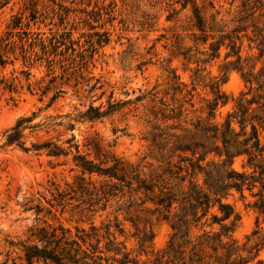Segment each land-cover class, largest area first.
I'll list each match as a JSON object with an SVG mask.
<instances>
[{
	"label": "trees",
	"instance_id": "trees-1",
	"mask_svg": "<svg viewBox=\"0 0 264 264\" xmlns=\"http://www.w3.org/2000/svg\"><path fill=\"white\" fill-rule=\"evenodd\" d=\"M93 1V7L87 6ZM181 9L190 7L192 47L176 44L179 54L193 60L198 66L191 74V93L198 85L206 88L210 98L206 102V115L196 118L189 127H169L168 131L153 127L147 137L149 154L137 162L126 163L110 156L95 162L79 151L71 135L63 147L52 140L25 145L24 130L32 128L33 115L20 116L3 134L1 146L16 145L23 150L32 149L48 156L67 155L74 149L72 159L79 169L77 186L89 195V206L98 204L106 209L115 201L113 222L91 223L88 228L74 226V231L61 223L31 228L30 237L10 241L18 253L10 264H247L262 263L259 257L264 248V0H240L226 16L215 9L208 15L196 0H174ZM208 5L214 9L212 0ZM113 0H88L83 19L89 28L93 21L110 22L115 18ZM28 11V14L24 12ZM46 11V10H45ZM37 7V0H26L24 12L11 15L6 30L0 37V88L19 94L26 86L32 91L31 68L44 65L46 75L51 74L53 84L63 77H79L95 51L93 43L86 49L72 38L71 31L33 27L42 22L48 12ZM42 17V18H40ZM172 14L167 15L170 19ZM63 21V20H62ZM62 23V22H61ZM108 42V33L98 34L96 43ZM177 43V42H176ZM90 50V53L87 52ZM222 74L203 73L207 64L220 57ZM92 51V52H91ZM10 66L9 75L2 73ZM59 68L61 73L54 74ZM238 71L244 87L233 98L232 109L220 121L216 110L228 102L229 96L221 89L227 80V71ZM76 79V78H75ZM50 86H45L46 93ZM93 87H91V90ZM61 92L55 90L53 102ZM139 98V97H138ZM120 102H110L106 108L90 104L87 118H101L120 109ZM158 129V130H154ZM150 157L153 161H145ZM239 160V167L235 162ZM110 161V164H107ZM84 174H88L85 181ZM102 177L98 187L90 179ZM92 184V189L88 187ZM234 193L254 214V228L243 241L234 236L240 219L234 204L228 200ZM138 198V201L136 200ZM150 202L153 207L140 208ZM32 207V206H29ZM36 213L42 211L39 204ZM141 211V213H139ZM145 214H142V212ZM118 213L133 227L131 236L136 248L129 249L124 240L123 223ZM164 220L170 228L168 239L161 250L153 252L152 216ZM152 253L151 261L140 255ZM7 259L0 261L6 264Z\"/></svg>",
	"mask_w": 264,
	"mask_h": 264
},
{
	"label": "rangeland",
	"instance_id": "rangeland-1",
	"mask_svg": "<svg viewBox=\"0 0 264 264\" xmlns=\"http://www.w3.org/2000/svg\"><path fill=\"white\" fill-rule=\"evenodd\" d=\"M113 1L115 18L104 24H101L103 20L90 19L96 26L89 28L83 20L85 14L81 12L88 0H37L38 9L46 10L48 15L33 27L38 26L46 33L49 28L69 30L83 49L94 41L93 56L81 69V76L63 77L53 84L49 83L51 74H45L44 65L31 68L33 90L30 92L24 86L19 94H13L14 101L9 98L8 91L0 88V261L7 259L6 264L21 253L9 242L26 238L34 240L30 237L31 228L43 225V221L51 225L61 223L74 231V226L88 228L91 223L113 222L115 216L114 200L104 210L100 208L102 200L89 206V195L77 186L80 171L72 159L73 148L67 155L54 157L43 152L37 154L32 149L26 151L16 145L1 146L3 134L17 118L33 115L30 124L34 126L24 130L28 147L45 140L66 147V140L73 135L72 142L78 145L79 151L95 162L115 156L129 163L150 153L147 137L154 126L177 131L169 127H189L196 118L206 115L205 106L210 98L208 90L198 85L187 93L192 87L191 74L198 65L179 54L176 48L179 44L180 50L189 46L191 52L195 50L190 7L181 9V3L174 0ZM196 2L206 15L219 9L220 16H226V12L236 8L240 0H212L214 9L210 8L208 0ZM25 5L26 0H0V37L11 15L24 12ZM92 7L93 1L87 10ZM169 13L172 17L167 19ZM104 31L108 33V42L100 46L96 40ZM228 60L224 59L222 50L219 58L199 67H205L203 73L210 71L212 75H218L222 74L220 65ZM9 71L10 66L2 73L9 75ZM60 73L57 68L54 74ZM45 86L50 88L42 93ZM243 87L238 71L229 69L227 80L221 84L229 100L217 108L216 121L232 109L233 98ZM58 89L61 92L50 103L51 96ZM108 101L120 102L122 106L101 118L85 116L90 104L104 109ZM145 161L153 160L147 157ZM235 166L239 167V160ZM84 176L85 181L88 180V174ZM90 179L98 187L102 177L93 174ZM88 187L92 189V184ZM238 197L234 193L228 200L240 215L234 236L243 241L254 228L255 214ZM36 204L42 208L39 213L35 211ZM151 207L153 205L147 202L140 208ZM117 220L125 228V234L117 235V238L124 240L127 248L135 249L132 225L123 220L122 213H118ZM152 222L154 238L151 249L156 252L164 247L170 228L155 215ZM153 256L152 253L140 255L141 259L148 261ZM259 257L262 263L252 261L247 264H264V248Z\"/></svg>",
	"mask_w": 264,
	"mask_h": 264
}]
</instances>
